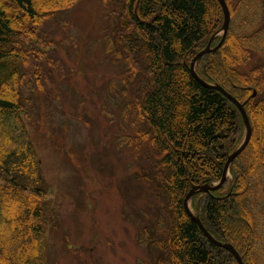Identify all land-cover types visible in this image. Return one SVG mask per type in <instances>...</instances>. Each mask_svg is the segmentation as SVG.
Wrapping results in <instances>:
<instances>
[{"label": "trees", "instance_id": "1", "mask_svg": "<svg viewBox=\"0 0 264 264\" xmlns=\"http://www.w3.org/2000/svg\"><path fill=\"white\" fill-rule=\"evenodd\" d=\"M76 1L0 0V236L9 233V224L14 233L7 241L19 247L9 253L0 237V264H47L41 224L56 208L46 203L50 189L39 153L25 127L18 132L15 123L25 113L26 93H34L26 80L28 65L35 61L34 75L46 59L30 56L29 45L40 37L43 44L54 42L40 28ZM235 1L227 0L232 20L225 40L198 60L196 72L245 104L253 132L230 166L233 181L196 193L191 209L215 239L235 246L244 264H264V0ZM109 3L117 10L111 11L113 32L105 51L113 56L118 48L115 61L128 75L122 77L127 83L110 85L124 94L120 127L128 139L107 142L117 153L133 152V180L147 194L137 220V241L147 252L141 264H237L185 206L194 187L222 180L228 155L245 137L238 107L191 70L193 58L222 38H213L224 23L221 2L107 0L105 6ZM120 92L111 95L121 97ZM89 116L84 118L93 127ZM94 127L101 133L100 125Z\"/></svg>", "mask_w": 264, "mask_h": 264}, {"label": "rangeland", "instance_id": "2", "mask_svg": "<svg viewBox=\"0 0 264 264\" xmlns=\"http://www.w3.org/2000/svg\"><path fill=\"white\" fill-rule=\"evenodd\" d=\"M105 4L107 0H77L61 9L40 28L55 41L43 44L40 37L39 47L31 44L28 48L30 56L45 54L46 59L39 62L34 75L35 61L28 65L26 80L31 81L34 93H26L29 101L15 127L18 132L25 127L39 153L40 171L50 189L46 203L56 208L54 216L41 224L47 264H141L147 259L136 237L147 194L133 180V152L117 153L107 142L115 139L126 144L128 139L120 127L124 94L120 87L110 86L112 81L127 83L122 77L128 75L115 61L118 48L113 56L105 51L113 32L111 18L115 13L111 11L117 10L115 3ZM223 26L216 36L225 40L228 32L223 37ZM210 46L214 48L212 43ZM117 91L121 97L111 95ZM85 113L91 115L93 127ZM95 124L100 125L101 133ZM232 177L230 172L227 181H233ZM6 227L9 233L0 236L5 249L17 253L18 245L7 241L14 232L9 224Z\"/></svg>", "mask_w": 264, "mask_h": 264}, {"label": "water", "instance_id": "3", "mask_svg": "<svg viewBox=\"0 0 264 264\" xmlns=\"http://www.w3.org/2000/svg\"><path fill=\"white\" fill-rule=\"evenodd\" d=\"M221 4H222V7L224 9V14H225V19H224V26H223V29L225 31V34L223 37H225L228 29H229V25H230V20H231V17H230V12H229V9L228 7L226 6V2L225 0H220ZM224 41V38L220 41V43L218 44V46H216L215 48H212L210 46V43L206 46V48L204 50H202L201 52H199L195 57L194 59L192 60V63H191V70L194 72V74L196 76H198V78L206 85L208 86H211V87H214L216 89H219L220 91H222L238 108L239 110L241 111L242 115H243V119H244V122H245V126H246V129H247V136L244 140V142L229 156L227 162H226V165H225V169H224V173H223V178L221 180L220 183H218L217 185H214V186H211L209 184H206L204 186H196L194 187L186 196V199H185V206H186V209L187 211L189 212L190 216L196 220L200 226V228L202 229V231L206 234V236L212 241L214 242L215 244L219 245V246H222L223 248H226L227 250H229L236 258L238 264H244L243 262V259L241 258L240 254L237 252V250L235 249V247L230 244V243H222V242H219L217 240H215L214 237H212L208 232L207 230L205 229L202 221L200 220L199 217H197L196 215H194V213L191 211L190 209V205H189V200L190 198L197 192H199L200 190H204V191H209V190H215L217 188H219L225 181H226V177L228 175V170H229V166L230 164L235 160V158L240 155V153H242V151L246 148V146L248 145L249 141H250V138H251V134H252V127H251V123H250V120H249V117L247 115V112L243 106V104H241L235 97H233L230 93H228L224 88H222L221 86L219 85H213V84H209L207 82H205L204 80H202L199 75L197 74L196 70H195V65L197 63V61L205 54L207 53H211V52H214L216 51L223 43ZM256 94V93H255ZM254 94V95H255Z\"/></svg>", "mask_w": 264, "mask_h": 264}]
</instances>
